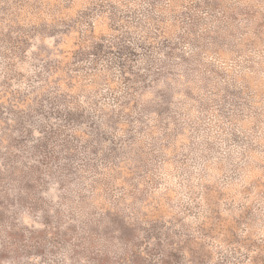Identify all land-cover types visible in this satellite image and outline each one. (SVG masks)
Returning <instances> with one entry per match:
<instances>
[{
  "label": "rangeland",
  "instance_id": "374dc122",
  "mask_svg": "<svg viewBox=\"0 0 264 264\" xmlns=\"http://www.w3.org/2000/svg\"><path fill=\"white\" fill-rule=\"evenodd\" d=\"M0 264H264V0H0Z\"/></svg>",
  "mask_w": 264,
  "mask_h": 264
}]
</instances>
